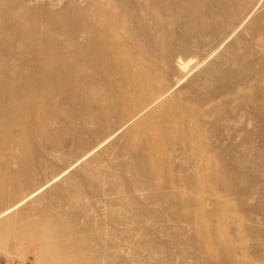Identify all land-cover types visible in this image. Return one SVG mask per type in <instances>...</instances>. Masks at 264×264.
<instances>
[{"label": "rangeland", "instance_id": "obj_1", "mask_svg": "<svg viewBox=\"0 0 264 264\" xmlns=\"http://www.w3.org/2000/svg\"><path fill=\"white\" fill-rule=\"evenodd\" d=\"M97 1L0 0V77L54 44L62 49L49 62L70 55L79 65L81 18L92 12L97 33L109 25ZM115 1L114 39L141 36L134 12ZM251 1L204 0L202 18L210 2L220 11L243 2L253 11L233 32L243 16L223 10L235 23L210 37L211 21L191 20L183 3L145 0L157 16L145 20V53L142 43L119 47L115 83L133 101L142 90H171L127 124L100 123L96 93L57 84L3 93L10 86L0 79V212L26 199L0 219V264H76L80 246L70 248V238L91 241L101 264H264V0L255 8ZM163 6L177 16L165 20ZM208 36L210 45L196 48ZM178 46L201 60L219 47L182 79L177 53L168 59ZM113 85L101 80L105 97L117 94ZM209 91L212 102L197 114L182 108ZM27 95L36 104L22 102ZM128 229L129 254L112 246L124 244Z\"/></svg>", "mask_w": 264, "mask_h": 264}, {"label": "bare ground", "instance_id": "obj_2", "mask_svg": "<svg viewBox=\"0 0 264 264\" xmlns=\"http://www.w3.org/2000/svg\"><path fill=\"white\" fill-rule=\"evenodd\" d=\"M170 1H171V4L176 5V7L178 5H180V3H183L186 10L188 11L189 18L191 20L202 18L200 15V7L203 4L204 0H170ZM261 1L262 0H253L250 2V5L254 4L253 8H255L256 5H258ZM93 3H95V1ZM97 4L99 7V11L103 14V16L107 17L108 20H106V22L109 25L103 24L104 30L101 33H97V32H94L95 26H97V24H96L97 22L92 20V17H91L92 12L90 13L88 10V15L81 18L80 27H79V30H80L79 34L81 35L83 40H82V43L80 44V47H79V52H80L79 56L81 58L79 65L74 63V59L70 55L66 56L64 58V60H61L60 63L49 62V59H48L49 56L48 55L50 54V52H53L56 49L61 50L62 49L61 46H57L54 44L53 46H50L47 48L45 47V49L35 48L31 52V57L35 58L36 62L32 63L28 60V61L24 62L21 66L5 72L3 74V76L0 77V79H2V83L6 84L7 88H8V86H10V90L9 89L3 90V93L13 92L14 90H16L20 93L31 92L33 90V88H47L53 84H57L60 86H65V85L69 86L71 89V93L79 91L80 95H88L90 92H92L94 94L96 93L100 97L99 99L94 101L96 108H98V111L101 113L100 120H99L100 123L108 122V119H110L111 117H116L119 120L125 119L126 122L124 124H127L128 122L130 123V121L134 117H136L137 115L139 116V114H142L148 108L153 107L155 104L159 103L161 101V98L166 94V92L171 90V87L169 89H167L165 91V93L161 94L160 96L154 95L152 93V91H147L146 94H145V90L136 92L137 96L135 97V99L133 101V100H131V99H129L123 95L124 94L123 93V88H124L123 82L120 83L119 84L120 86L118 87L117 86L118 84L116 85L115 82L117 81V83H119L121 81L114 79V77H117L116 75L121 73V70H122V66H121L120 62L116 59V51L118 50V48L125 45L126 43H129L131 45H136V44L138 45V43H142V46L144 48V53H145V20H147L148 16H150L152 19L155 20L157 18V16L148 13V7H150V5L148 3H145V0H123L122 2L120 1V6L121 5L125 6L134 12L133 20L136 23V26L142 32L141 36L136 35L137 36L136 38H133V39H131V41L127 42L126 41L127 37H126V39H122L121 37L119 38V40L114 39V36L117 34L119 27H121V25L118 24V22L116 21V17H117L116 12L118 10V6H117L116 1L111 0V2H109L107 0H98ZM180 6L182 9L184 8L182 5H180ZM89 7H92V6L89 5ZM214 7H215V5L210 2V4H208L205 7L204 13L202 12L204 14L202 19H204V20L209 19L211 21L210 37L215 36L217 29L218 30L222 29L224 31L229 24L235 23L234 19L231 21L230 19L226 18V16L223 13L224 12L223 10L230 11L232 13L233 18L236 16H239V17L241 15L243 16L242 19H240V24L237 25V27L233 30V32H235L241 26V24L249 17V15L252 11V10L251 11L249 10L247 12L248 7L243 2H235V4L233 6L231 5L228 8H225V6H224L222 11H220L216 8V7H219V4L216 5L215 8ZM163 8L165 11V15H163L165 20H167V18H168L167 16H173V17L177 16L176 12H171L170 9H167L165 6H163ZM201 11H202V9H201ZM83 13H84V11H83ZM161 17H162V15L160 16V18ZM188 22H191V21H188ZM188 22H185V24ZM76 34H78V33H76ZM210 37L209 36L204 37L203 40H202V38H199L198 40H196L197 41L196 42V48L203 49V48L207 47L208 45H210V43L212 42L209 39ZM110 38H112V39H110ZM223 43H224V41H222L220 43V45H222ZM218 47L212 48L210 50V51L213 50L211 53H209L210 51H208L209 54L207 56H205L204 59L201 60V59L197 58L196 54H194V53H192V56L190 54L189 57H185V55H187V53H188V50L184 47L178 46L175 48H171V50H169V55H168L169 58L168 59L171 60L173 58V56L177 53V55H176L177 56V60H176L177 61V67L184 74V76L182 77V79H184V77H186L195 68L197 69L199 66L201 67V65L203 63H205L206 60H208V58L217 50ZM67 49H71L70 46H67ZM104 59L107 61L109 66H107L105 63L103 65ZM79 67H80V69H79ZM207 69H209V68H206L205 70H207ZM170 72H171V70L169 71V73ZM182 73H180V74H182ZM40 76H42V77H40ZM104 77L109 78L110 81L114 82L113 92H117V94L112 95V96L108 95V97H105L102 90L100 89L101 80ZM33 79H35L34 83L31 81ZM182 79L178 80L176 85L177 84L179 85V83H180V81H182ZM159 82L160 81H158V84H159ZM213 95L214 94H212L210 91L205 92V94L200 93L198 101H195V100L194 101H187V105L185 104L182 108L191 114H197V112L200 110V108L207 106L210 104V102H212ZM85 97H87L86 98L87 104L85 106H88L89 96H85ZM22 102H28V103L36 104V102L34 101V97L32 95H27L25 97L23 96ZM108 102H111L113 105H112V109L109 108L106 111V110H104V108ZM91 103H93V102H90V104ZM132 112H134L136 114L131 116L130 114ZM129 115L131 117H129ZM88 117H89V113L85 119V121H87L89 123L92 118L89 119ZM174 117H175V114L172 113L169 116V120L168 119L165 120L166 123L171 122V120H173ZM251 120H253V119H251ZM97 122H98V120H97ZM250 122H252V121H250ZM151 151H152V149L148 148L147 150H145V154H147V153L149 154V153H151ZM84 171H85V168H84ZM86 172H87V170H86ZM63 174H64V172H63ZM75 186H77V185H75ZM69 188H71V187H69ZM75 194H76V192H75ZM30 195L31 194L28 195L29 198H30ZM70 195L72 196V194H70ZM24 199L25 198L21 199L20 201L12 204L11 206L6 208L5 210L1 211L0 212V219L2 217H4L6 214L12 213L11 208H13L15 206H16V208L19 207L22 204L21 201ZM79 199H78V201H79ZM16 208H14V209H16ZM20 212L22 213V211H20ZM17 214H19V213L17 212ZM11 218H13V217H11ZM23 220H24V218L22 219V221ZM132 223L131 222H126V223L122 222L121 225L128 226ZM35 225H36V227H42L43 226L42 223H36ZM125 231H127V232L125 233V235H123L124 240L122 242H124V241L126 242V240L129 239L128 238L129 233L132 236V233L129 231V229L125 230ZM56 236L60 238L62 236V234L57 233ZM59 238H57L58 240L56 242L60 241ZM128 241L129 240H127V242ZM115 242H113V245H112L113 248H117L116 250H119L120 252L121 251L124 252V250L127 249L126 252L127 253L129 252L127 242L126 243L124 242V244L122 243V245H116ZM66 243L69 244L70 248H73V247L76 248V247L80 246L79 247L80 252L78 253V256L75 257L74 263H76V264H101V263H98V257H99L98 253L99 252L97 249H93V246H95V245L92 244L91 241L89 242L86 239L80 240L77 238H70L66 241ZM119 243H121V242L119 241ZM130 249L132 251L133 247ZM120 252H118V253H120ZM120 254H122V253H120ZM123 256H124V254H123Z\"/></svg>", "mask_w": 264, "mask_h": 264}]
</instances>
